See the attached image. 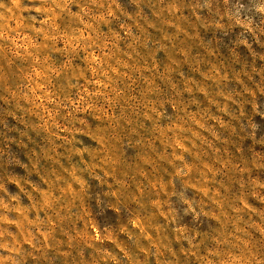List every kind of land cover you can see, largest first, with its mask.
Here are the masks:
<instances>
[{
    "label": "rangeland",
    "instance_id": "1",
    "mask_svg": "<svg viewBox=\"0 0 264 264\" xmlns=\"http://www.w3.org/2000/svg\"><path fill=\"white\" fill-rule=\"evenodd\" d=\"M0 264H264V0H0Z\"/></svg>",
    "mask_w": 264,
    "mask_h": 264
}]
</instances>
